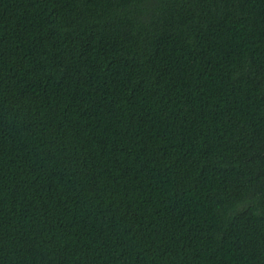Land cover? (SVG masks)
<instances>
[{"label": "trees", "instance_id": "trees-1", "mask_svg": "<svg viewBox=\"0 0 264 264\" xmlns=\"http://www.w3.org/2000/svg\"><path fill=\"white\" fill-rule=\"evenodd\" d=\"M0 264H264V0H0Z\"/></svg>", "mask_w": 264, "mask_h": 264}]
</instances>
